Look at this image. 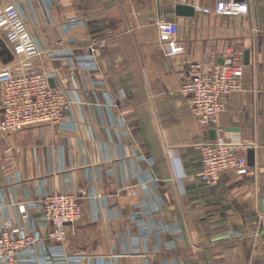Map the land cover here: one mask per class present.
<instances>
[{
    "label": "crops",
    "instance_id": "obj_1",
    "mask_svg": "<svg viewBox=\"0 0 264 264\" xmlns=\"http://www.w3.org/2000/svg\"><path fill=\"white\" fill-rule=\"evenodd\" d=\"M1 1L19 7L43 51L34 68L69 104L63 124L1 139L0 228L22 225L24 208L40 236L15 264H264V0H240L245 16L195 10L218 0ZM179 5L194 11L178 14ZM160 20L176 25L182 53L166 54ZM0 40L10 53L1 70L18 57ZM230 48L240 90L203 128L179 89L192 66L220 65ZM1 99L0 84V113ZM211 130L252 144V175L225 171L214 188L200 181ZM55 193L76 195L83 209L60 243L33 208Z\"/></svg>",
    "mask_w": 264,
    "mask_h": 264
},
{
    "label": "built area",
    "instance_id": "obj_2",
    "mask_svg": "<svg viewBox=\"0 0 264 264\" xmlns=\"http://www.w3.org/2000/svg\"><path fill=\"white\" fill-rule=\"evenodd\" d=\"M195 10L207 15L245 16L248 5L240 0H218L211 8L196 7ZM156 27L159 42L165 46L168 56L183 52L184 47L177 39L174 23L160 20ZM0 34L13 55L18 57L14 64L0 70V142L4 136L27 128L63 124L69 110L66 91L63 87H51L49 76L34 68L32 59L43 51L19 7L13 2L0 0ZM91 51L94 52V49ZM50 57L52 60L58 59L54 55ZM237 59V53L230 48L220 65L211 66L202 73L192 66L188 80L179 89L180 94L188 100L190 112L203 128L215 124L227 98L240 90L243 66ZM251 147L249 142H233L223 138L204 142L199 146L200 181L214 188L225 171H232L238 176L252 175L246 160V152ZM128 191L135 196L132 188ZM33 208L40 214L41 227L50 228L47 238L58 243L67 237L66 226L75 224L83 216L79 198L68 193L42 194ZM19 212L22 225L5 220L0 228V264H15L40 244V236L30 228L25 209L19 208Z\"/></svg>",
    "mask_w": 264,
    "mask_h": 264
},
{
    "label": "water",
    "instance_id": "obj_3",
    "mask_svg": "<svg viewBox=\"0 0 264 264\" xmlns=\"http://www.w3.org/2000/svg\"><path fill=\"white\" fill-rule=\"evenodd\" d=\"M176 11L178 14L190 15L193 13L194 9L192 7L179 5V6H177ZM246 56H247V53H245V57ZM0 57L7 58V60H4L5 63H8L10 61V53L6 49L5 45L2 43L1 40H0ZM49 83H50V86L52 87L51 81ZM208 137H209V140H211V141L214 140L215 139V132L213 130L209 131ZM246 160H247V165L249 167H252L254 164L253 151L252 150L247 151Z\"/></svg>",
    "mask_w": 264,
    "mask_h": 264
}]
</instances>
